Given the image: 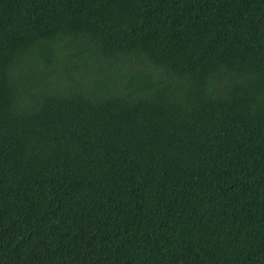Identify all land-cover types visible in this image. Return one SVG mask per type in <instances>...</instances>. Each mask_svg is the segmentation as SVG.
<instances>
[{"label":"trees","instance_id":"obj_1","mask_svg":"<svg viewBox=\"0 0 264 264\" xmlns=\"http://www.w3.org/2000/svg\"><path fill=\"white\" fill-rule=\"evenodd\" d=\"M0 264H264V0H0Z\"/></svg>","mask_w":264,"mask_h":264}]
</instances>
